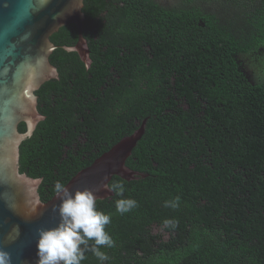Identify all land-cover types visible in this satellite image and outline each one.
I'll use <instances>...</instances> for the list:
<instances>
[{
  "label": "trees",
  "instance_id": "obj_1",
  "mask_svg": "<svg viewBox=\"0 0 264 264\" xmlns=\"http://www.w3.org/2000/svg\"><path fill=\"white\" fill-rule=\"evenodd\" d=\"M83 13L92 64L63 49L74 25L51 38L59 79L36 93L45 121L20 147V173L48 203L56 181L146 122L126 163L138 175L96 202L115 241L105 264H264V75L245 66L264 58V0H85ZM121 198L138 207L121 215Z\"/></svg>",
  "mask_w": 264,
  "mask_h": 264
},
{
  "label": "water",
  "instance_id": "obj_2",
  "mask_svg": "<svg viewBox=\"0 0 264 264\" xmlns=\"http://www.w3.org/2000/svg\"><path fill=\"white\" fill-rule=\"evenodd\" d=\"M84 1L0 0V250L10 254L11 264H37L38 230L55 228L60 222L58 195L43 203L38 192L41 181L20 173V147L45 121L36 93L59 79L50 62L58 49L51 38L74 25L78 42L63 49L77 53L86 67L92 64L83 36ZM145 123L78 173L67 189L92 190L97 202L114 195L107 187L113 178L134 180L138 174L126 163L145 134ZM21 124L27 128L24 134L19 132Z\"/></svg>",
  "mask_w": 264,
  "mask_h": 264
},
{
  "label": "clouds",
  "instance_id": "obj_3",
  "mask_svg": "<svg viewBox=\"0 0 264 264\" xmlns=\"http://www.w3.org/2000/svg\"><path fill=\"white\" fill-rule=\"evenodd\" d=\"M108 190L118 197L126 191L124 183L115 182ZM55 192L60 198L57 207L60 222L55 228L39 229L36 240L37 264H82L86 253L91 252L105 264L110 257L101 251L102 247L112 248L115 241L106 231L111 223V215L97 210V197L92 190L84 189L70 192L64 183L56 181ZM180 197L165 201L164 207H179ZM116 211L121 215L138 207L132 198H121L115 201ZM165 226H174V221L165 219ZM0 264H11L8 252L0 250Z\"/></svg>",
  "mask_w": 264,
  "mask_h": 264
},
{
  "label": "rangeland",
  "instance_id": "obj_4",
  "mask_svg": "<svg viewBox=\"0 0 264 264\" xmlns=\"http://www.w3.org/2000/svg\"><path fill=\"white\" fill-rule=\"evenodd\" d=\"M157 2H159L160 4H162L163 6L165 7H171V6H174L176 5L179 0H155ZM260 64H263L264 65V59H262L260 62H254L253 60H246L245 61V66L246 68L248 69V72H253L254 71V74H255V78L257 80L260 81V79L262 78V75H264V73L262 72V67L260 66ZM264 78V76H263ZM254 80V79H253ZM255 81V80H254ZM263 82V81H262ZM258 83V82H257ZM261 83V82H260Z\"/></svg>",
  "mask_w": 264,
  "mask_h": 264
},
{
  "label": "flooded vegetation",
  "instance_id": "obj_5",
  "mask_svg": "<svg viewBox=\"0 0 264 264\" xmlns=\"http://www.w3.org/2000/svg\"><path fill=\"white\" fill-rule=\"evenodd\" d=\"M264 59V58H263ZM254 62L258 63V60H255ZM260 66H262V64H260ZM253 78H255V75H252ZM256 79V78H255Z\"/></svg>",
  "mask_w": 264,
  "mask_h": 264
}]
</instances>
